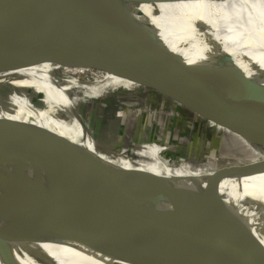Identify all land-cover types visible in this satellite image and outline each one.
Masks as SVG:
<instances>
[{
    "label": "water",
    "instance_id": "1",
    "mask_svg": "<svg viewBox=\"0 0 264 264\" xmlns=\"http://www.w3.org/2000/svg\"><path fill=\"white\" fill-rule=\"evenodd\" d=\"M180 4H194L195 9L176 10V13L165 7ZM210 4L218 6L212 8ZM216 24L233 26L240 33L238 50L227 74L228 109L208 102L218 97L216 92L219 91L215 86L213 88V81L204 80V72L192 74L189 72L192 67L182 66L186 61L172 51L162 37L163 33L183 29L208 34ZM134 41L156 50L151 52L128 43ZM51 51V57L43 64L63 66L68 60L74 67L93 66L107 74L127 76L142 87L162 86L183 93L196 107L214 109L231 117L235 131L264 155L261 120L264 107V0H6L0 3V64ZM169 72H177L174 79L167 77ZM183 77L190 78L186 85L205 101L178 85L177 80ZM115 100L117 103L108 100L101 105L100 119L112 110H122L121 103L127 105L126 99L120 96ZM196 107L192 109L196 111ZM12 121L10 117L0 118V133H3L0 137V264H66L50 255L42 244L65 247L82 254V261L77 264H92L93 261L102 264H264V252L261 251L224 254L210 248L227 241L248 248H254L256 242L262 246L249 228L228 211L220 212L212 224L190 232L168 234L187 225L198 213H215L214 205L208 206L206 211L200 204H191L200 203L197 194L189 193L181 200L171 202L178 208L169 213H147L168 204L154 201L143 195L145 192L119 197L109 205L110 213L104 218L111 225L103 231L98 226L105 219L84 220L73 215L66 210L71 207L66 201L71 194L63 173L73 170L76 164L83 168L85 162L80 163V155H91L104 169H109L110 164H106L98 152L87 149L84 140L78 144L53 130L51 133L49 129L38 128L33 129L34 132L27 128L28 137L25 138L17 130V123ZM10 166H16L19 178H25L27 167L35 174L39 170L53 189L56 188L59 204L24 200L21 192L30 190L16 186L12 172L10 175L3 173ZM249 168L215 172L216 175L206 179L205 190L219 187L228 175L244 174L252 167ZM144 182L138 186L142 185L143 190L152 193ZM80 202L75 205L83 207L84 213L91 212L92 204ZM130 211L152 216L145 220L146 224L159 230L154 227L151 235H114V232L129 230L123 224ZM75 258L68 261L74 263Z\"/></svg>",
    "mask_w": 264,
    "mask_h": 264
},
{
    "label": "bare ground",
    "instance_id": "2",
    "mask_svg": "<svg viewBox=\"0 0 264 264\" xmlns=\"http://www.w3.org/2000/svg\"><path fill=\"white\" fill-rule=\"evenodd\" d=\"M217 6L218 4L209 5V7L212 8ZM165 7L172 9L174 12H176V10L189 11L195 9L194 4H180L179 6L165 5ZM161 9H164V7H161ZM239 36L240 33L235 27L222 24L214 25L213 29L208 34H196L185 29L162 34L166 45L186 61L182 66L192 67L189 71L192 74L204 72L206 77L204 80H210V83L213 81V88L215 86V89L219 91L216 92L218 97L211 98L208 102L222 109L229 108L226 95L227 74L231 66L232 58L235 57V52L238 50L237 41ZM128 43L151 52L156 50V48L145 45L140 41ZM187 43H189V45ZM51 55L52 51L22 61L0 64V81H4V83H0V99L1 89L9 86V88L11 87L13 90H16L14 84L19 87L20 93H18V95L25 99L21 101L18 100L23 104L18 110L16 109L17 102L14 99H12V102L10 101V108L7 110L2 109L0 103V118L10 117L11 119L28 121L30 124L29 128H32L31 132H34L33 129L36 128L43 130L52 129L56 133L62 135L61 137L64 136V138H68L73 142H78V144L84 140L85 147L91 152H98L100 154L99 156L104 160H113L109 165V169H104L98 160H93V158L90 157L91 155H80V163L85 162L83 168L75 163L76 165L73 170L63 173L64 179L69 185V193L71 194L66 198L67 205L71 206L66 209L67 211L75 216L82 217L84 220L105 219L104 221L101 220L102 223L98 226V228L103 231L111 225V222L107 220V218H104V216L110 213L109 205H112L111 203L119 197L137 196L145 192L143 195L154 199V201L168 204L161 207L160 210H148L147 213H153L154 211L169 213L178 208V206L171 204V202L179 201V199L181 200L182 197L189 193L194 195L197 194L200 203L196 201L191 202V204H200L203 208H206V211L208 206L214 205L216 206L215 213L213 215H209L207 212L203 214L198 213L187 225L180 229L170 231L168 234L190 232L196 228L212 224L213 218L219 216L220 212L227 213L228 211V214L231 213L233 218L236 217L235 219H239V221H242L249 228L250 232L261 242L262 246L257 245L256 242L254 248H248L227 241L221 242L223 243L221 246H210V248L224 254L252 250L264 252V155L257 152L258 158H255L254 161L248 164L249 167L252 168H249L250 170L247 173L240 175L232 173L221 181L219 187H215L212 190H205L206 179L212 176V174L216 175L211 172L195 176L187 174V171L183 169H169L170 172L172 170L171 173L174 172L176 175L172 178L173 181L161 176V179L158 178L159 180L157 182L155 180L156 177L151 174L155 171V169L152 168L153 163H151V165H144L138 161L125 159L126 157L124 158V156L108 153L92 141L82 125L81 115L77 112L76 101L71 97L70 93H72V88L68 84L67 77L84 75L83 73L88 75L93 74L88 73L89 69L84 68V66L81 68H62V66L60 68V66L58 67L52 64H43ZM176 66L180 68V64L177 63ZM176 73L177 72H169L167 73V77L169 79H174L173 77L176 76ZM28 74H31L29 77L31 79L35 77L32 82H29L32 85L23 82V79H29L26 77ZM5 77L6 79L4 80ZM116 78L118 81L122 79L126 80L132 89L138 87L140 84L139 82L134 83L130 81L127 76L118 75ZM77 80V82L80 81L79 79ZM188 80H190V78L187 79V77H183V79H179L177 82L180 83L178 84L179 86L189 89V91L195 93V95L200 98L201 96L196 90H191V86L188 87L186 85ZM80 83L89 85L92 82ZM31 88L37 90L39 94L45 92L48 109L45 108L43 111V109L36 110L31 107L32 104H29L30 99L25 96V90ZM16 95L17 93H14L15 97ZM200 99L205 101L203 97ZM61 110L66 113V118L64 115H60L63 113ZM261 120L264 127V107ZM0 130H2V128H0ZM0 137H3V133H0ZM26 169L28 171L26 170L25 178H19L17 176L18 174L15 171L17 170L16 166L7 167L3 173H9L10 175V172H12L13 176L16 177V179L13 178V183H16V186H19L21 190H30L28 193L24 191L21 192L24 195V200L41 201L55 205L59 204V197L55 195L56 188H54L55 190L53 189V186L46 181L48 179H45L39 170L38 173L35 174L30 167ZM190 170L192 171V169ZM198 171L199 170L196 169V172ZM129 174L131 175L129 176ZM19 179L20 182L18 181ZM142 181H145L144 183L152 193L143 190L142 185L141 187L138 186ZM199 181H202V183H199ZM46 182L48 184H46ZM22 187H29L30 189H24ZM80 200L93 205L89 209L91 212L88 211L84 213L82 211L84 210L83 207L75 205L81 203ZM126 214L128 220H126L123 225L125 228H129V230L127 232H114V235L152 234L151 231L154 230L153 228L155 226L151 228L149 227L151 224H146L145 221L149 218H153L152 216H146L139 211H130ZM155 229L159 230L156 227ZM157 234L165 233L157 232ZM41 246L46 249L50 255L66 264H77L78 261H82L81 258L83 255L75 253L71 249L52 244H42ZM73 257H76L74 263L69 262L68 259L70 260ZM92 264L102 263L93 261Z\"/></svg>",
    "mask_w": 264,
    "mask_h": 264
},
{
    "label": "rangeland",
    "instance_id": "3",
    "mask_svg": "<svg viewBox=\"0 0 264 264\" xmlns=\"http://www.w3.org/2000/svg\"><path fill=\"white\" fill-rule=\"evenodd\" d=\"M5 1L0 0V3ZM64 64L60 68H81L72 66L68 60ZM84 68L89 69L88 73L93 75L83 73L84 75L68 76L67 81L72 88L70 94L76 101L77 112L90 136L108 153L121 155L144 165L153 163L155 171L151 174L156 177L157 182L161 176L166 179L175 177L174 172L171 173L173 169H183L187 174L199 176L210 172L247 169L248 164L258 158L252 145L235 131L231 117L214 109L197 108L187 95L179 94L173 89L162 86L142 87L141 84L132 89L126 80H116L118 74H107L93 66ZM30 76L28 74L26 77ZM34 78L26 79L27 81L23 79V82L32 85L29 82ZM77 79L80 81L77 82ZM80 82H92V85ZM14 86L16 90L9 86L1 89L2 109H9L12 99L17 102V110L23 106L19 101L25 99L18 95L19 87ZM25 91L32 108L43 111L48 109L45 92L39 94L34 88ZM14 93H17L16 97ZM119 96L126 99L127 105L121 103L122 110H112L100 119L101 105L108 103V100L117 103L115 99ZM194 107L196 111L192 109ZM62 112L60 115L66 118V113ZM11 120L13 124L17 123L19 133L28 137L26 129L29 128V122ZM104 161L110 164L113 160ZM169 169H172L171 172ZM196 169L199 171L196 172Z\"/></svg>",
    "mask_w": 264,
    "mask_h": 264
}]
</instances>
